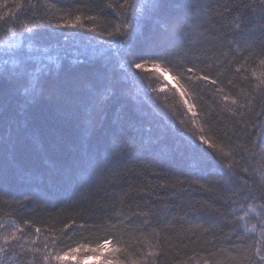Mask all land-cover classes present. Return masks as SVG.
Wrapping results in <instances>:
<instances>
[{"label": "trees", "instance_id": "16d2710c", "mask_svg": "<svg viewBox=\"0 0 264 264\" xmlns=\"http://www.w3.org/2000/svg\"><path fill=\"white\" fill-rule=\"evenodd\" d=\"M104 246L264 264V0H0V264Z\"/></svg>", "mask_w": 264, "mask_h": 264}, {"label": "rangeland", "instance_id": "374dc122", "mask_svg": "<svg viewBox=\"0 0 264 264\" xmlns=\"http://www.w3.org/2000/svg\"><path fill=\"white\" fill-rule=\"evenodd\" d=\"M156 74H157V76L161 75V82L163 84L162 90H166L167 88H174V84H173V82L169 76L162 75L160 72H157ZM84 253H85L86 257H85V255L83 258L81 257L82 263L85 262V263L92 264L94 262L95 264H98L101 262L103 264L104 263L108 264V263H110L109 259L115 258L114 257L115 250L113 251V253H111V249H109L107 246L99 248L98 250L84 251ZM78 254L79 253H74V254H72V256L75 259H79L78 263H80L81 259L79 258L80 255H78ZM112 254H113V256H112Z\"/></svg>", "mask_w": 264, "mask_h": 264}]
</instances>
